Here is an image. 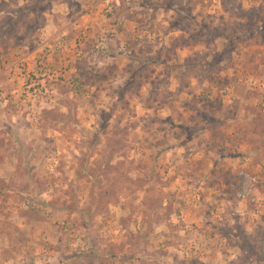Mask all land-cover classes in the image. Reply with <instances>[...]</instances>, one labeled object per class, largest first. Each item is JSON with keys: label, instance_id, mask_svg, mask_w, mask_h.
Listing matches in <instances>:
<instances>
[{"label": "rangeland", "instance_id": "rangeland-1", "mask_svg": "<svg viewBox=\"0 0 264 264\" xmlns=\"http://www.w3.org/2000/svg\"><path fill=\"white\" fill-rule=\"evenodd\" d=\"M0 264H264V0H0Z\"/></svg>", "mask_w": 264, "mask_h": 264}]
</instances>
